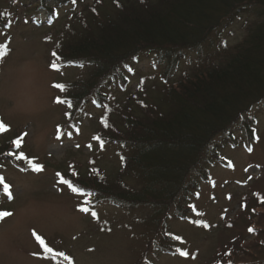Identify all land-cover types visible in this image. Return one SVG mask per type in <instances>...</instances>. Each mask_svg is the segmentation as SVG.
Instances as JSON below:
<instances>
[{
    "label": "trees",
    "instance_id": "16d2710c",
    "mask_svg": "<svg viewBox=\"0 0 264 264\" xmlns=\"http://www.w3.org/2000/svg\"><path fill=\"white\" fill-rule=\"evenodd\" d=\"M16 1L30 23L45 16L62 25L58 62L85 73L57 85L68 108L65 127L78 129L79 120L93 118L91 110L99 112L96 136L114 149L119 165L109 174L92 159L85 173L68 175L72 187L95 204L141 216L154 241L174 238L169 219L190 220L214 167L233 163L226 148L251 153L259 143L264 0H93L79 11L81 0ZM7 2L2 29L16 15L15 0ZM239 22L241 34L232 41ZM145 60L149 67L141 65ZM16 147L14 139L0 141V203L11 195L2 165L12 157L23 163L13 155ZM257 232L259 242L239 243L224 263L264 264V228ZM52 256L74 264L64 254Z\"/></svg>",
    "mask_w": 264,
    "mask_h": 264
},
{
    "label": "rangeland",
    "instance_id": "374dc122",
    "mask_svg": "<svg viewBox=\"0 0 264 264\" xmlns=\"http://www.w3.org/2000/svg\"><path fill=\"white\" fill-rule=\"evenodd\" d=\"M7 1L0 0V8ZM81 1L77 11L93 2ZM12 4L14 23L0 28V141L14 139L18 147L13 155L23 163L12 157L1 169L11 195L0 203V264L64 263L53 254L71 257L74 264H222L239 243L259 242L257 229L264 228V209L259 207L264 204V115L255 150L226 148L233 163L214 167L213 180L193 204L190 220L172 216L169 232L175 237L154 241L141 216L95 204L72 187L68 175L85 173L92 159L116 174L114 149H105L96 136L99 112L91 110L93 118L77 121L78 129L65 127L68 108L58 99L57 85L85 73L58 62L55 37L62 25L49 24L45 16L30 23L22 2ZM232 30L230 40L235 41L241 22ZM141 65L149 67V61ZM168 247L176 252L162 251Z\"/></svg>",
    "mask_w": 264,
    "mask_h": 264
}]
</instances>
